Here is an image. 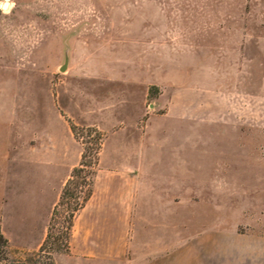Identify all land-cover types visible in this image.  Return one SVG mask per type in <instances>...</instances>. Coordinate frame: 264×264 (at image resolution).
<instances>
[{"label": "rangeland", "instance_id": "rangeland-1", "mask_svg": "<svg viewBox=\"0 0 264 264\" xmlns=\"http://www.w3.org/2000/svg\"><path fill=\"white\" fill-rule=\"evenodd\" d=\"M94 1L103 0H7L8 9L0 0V232L9 258L37 259L46 237L65 176L52 163L56 136L68 119L80 125L67 114L69 97L109 98L123 75L146 78L141 128L169 130L177 110L204 129L195 140L205 165L194 202L225 207L227 223L241 233H264V0H241L255 12L244 17L242 38L65 39L62 22L77 3ZM74 145L83 149L81 140ZM168 169L123 183L120 193L130 194L131 206H117L114 229L92 230L78 213L69 251L54 252L53 264H149L154 247L147 240L157 233L149 225L170 222ZM144 192L156 199L141 198ZM63 225L60 209L53 236Z\"/></svg>", "mask_w": 264, "mask_h": 264}, {"label": "crops", "instance_id": "crops-1", "mask_svg": "<svg viewBox=\"0 0 264 264\" xmlns=\"http://www.w3.org/2000/svg\"><path fill=\"white\" fill-rule=\"evenodd\" d=\"M88 3H77L73 15L62 22L64 31L68 32L65 39L242 38L244 17L255 13L252 9L247 10L241 0H123L118 4L103 0ZM260 14L264 15V12ZM115 80L118 86L113 88L109 98L103 96L91 100L70 96L68 100L72 107L67 106V114L75 122L95 126L106 135L92 195L78 212H84L80 224L92 230L114 229L115 214H121L118 207L124 206L126 210L131 206L130 194L120 193L123 183L128 182V178L137 181L154 178L156 168L163 166L169 168L168 177L172 183L170 222L168 225H149L157 232L147 240L154 247L148 252L151 256L149 264H264V233L256 229L241 233L236 224L227 223L225 207L211 208L205 201L196 204L193 200L194 184L204 181L200 168L205 164L196 154L200 150L195 142L196 136H203L204 129L190 125L191 116L177 110L171 115V129L152 125L141 128L139 122L147 115L149 98L146 78L141 74L138 77L123 75ZM165 132L171 138L161 137ZM75 141L65 121L59 127L54 144L59 157L52 161L58 167V174L65 175L63 185L81 159L83 149H72ZM48 158L51 159L50 154ZM117 189L118 193L115 192ZM154 195V192H144L141 198L156 199ZM117 200H123V203H117ZM211 213L216 214L213 220ZM167 230L169 233L165 232Z\"/></svg>", "mask_w": 264, "mask_h": 264}, {"label": "trees", "instance_id": "trees-1", "mask_svg": "<svg viewBox=\"0 0 264 264\" xmlns=\"http://www.w3.org/2000/svg\"><path fill=\"white\" fill-rule=\"evenodd\" d=\"M67 121L75 139L82 141L83 150L78 165L71 170L62 187L58 202L53 208L46 237L37 252L38 258L34 259L33 254L23 262L11 260L8 256V241L0 232V264H37L40 258H45L44 263L46 264H53L52 254L54 252L69 251L74 218L92 195L98 158L106 135L95 126H80L70 119ZM60 209H62L64 225L61 232L53 236L55 216Z\"/></svg>", "mask_w": 264, "mask_h": 264}, {"label": "water", "instance_id": "water-1", "mask_svg": "<svg viewBox=\"0 0 264 264\" xmlns=\"http://www.w3.org/2000/svg\"><path fill=\"white\" fill-rule=\"evenodd\" d=\"M6 3H7V0H4V3L2 5L3 8L6 5ZM67 52H68V48H66V50H65V55H64L65 60H64L63 66H61V68H60L61 71H64L66 69V65H67V62H68Z\"/></svg>", "mask_w": 264, "mask_h": 264}, {"label": "bare ground", "instance_id": "bare-ground-1", "mask_svg": "<svg viewBox=\"0 0 264 264\" xmlns=\"http://www.w3.org/2000/svg\"><path fill=\"white\" fill-rule=\"evenodd\" d=\"M10 7V4H8V2L6 3V5L4 6V8H9Z\"/></svg>", "mask_w": 264, "mask_h": 264}]
</instances>
